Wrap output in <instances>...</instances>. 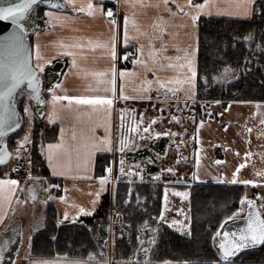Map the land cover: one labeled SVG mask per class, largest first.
Wrapping results in <instances>:
<instances>
[{
  "label": "crops",
  "instance_id": "1",
  "mask_svg": "<svg viewBox=\"0 0 264 264\" xmlns=\"http://www.w3.org/2000/svg\"><path fill=\"white\" fill-rule=\"evenodd\" d=\"M64 2L63 10L46 8L39 12L47 24L43 30H37L31 37L34 64L37 63V46L40 51V62L51 61L44 64L43 69L59 60L65 62L61 78L51 88L60 99H55L53 92L46 93L47 100L42 118L44 127L53 126L55 129L53 138L39 144V151L50 175L49 178L30 174L15 176L5 175L3 170L0 171V181H18L17 184H0V217H3L0 219V233L6 230L14 219H21V243L26 235L29 239L26 254L20 264H35L41 260L49 261L51 264H73L74 261H80L81 264H137L134 260L136 246L130 258H119L114 251L116 238L114 239L112 235L115 231L117 236L120 225L115 222L116 179L110 177L107 170L116 168L113 167V161L114 163L117 161V166L118 162L121 163L122 151L134 162H138V159H134L132 150L136 152L147 147L151 155L165 153L168 138L160 135L151 140L145 139L143 130L156 122L157 118H164L166 110L161 107H166L165 103L175 105L187 101L196 105V77L194 85L187 83L184 78L191 75V70L174 65L183 63V60L177 61L176 56L183 57L185 50H194L193 63L197 70L198 19L209 16L245 19L252 16L253 10H248L251 11L250 15L245 14V0H209L208 7L193 22L178 8V4L188 7L184 0H168L167 4L164 0H91L93 4H102L103 11L96 9L75 11L71 5L66 4V0ZM88 2L89 0H76L75 6L79 8L83 5L86 8ZM203 2L204 0H193V3ZM109 8L113 10L117 8L119 12L118 19H114L115 24L112 23L113 18L107 15ZM48 10L58 15L48 17L46 15ZM125 28L127 44L124 42ZM112 44L115 45V56L111 54ZM131 46L136 47L137 57L129 66L123 67L118 64L117 59L125 48ZM153 56L156 59H153ZM169 57L172 59H168ZM73 60L76 61L75 64ZM161 79L165 81L167 87L159 83ZM146 80H151L152 84H146ZM80 95L107 96L111 98V103L108 101L85 103L66 99L67 96ZM206 105L210 111L200 120L195 118L197 124L193 130L197 164L194 181L187 183L186 186L174 185L178 189H189L190 229V197L192 185L195 183H212L214 185L210 188L218 191L227 189L228 185H241L244 190L243 197L256 191L258 204L264 213V204H261V200L264 201V100H230L224 105L220 101H210ZM31 109L33 108L30 107ZM157 111L163 114H157ZM165 125L167 126L166 123ZM129 128L131 132L134 128H142L139 134L143 139L136 145L128 140ZM61 129L68 142L75 143L72 141V134L75 131L78 138H82V134L93 135L97 142H100L101 138H107L103 141L107 146L95 150L82 148L79 157L75 152L69 156L63 148L50 150L49 144L61 143ZM81 142H84L83 139ZM150 142L153 145L161 143L164 150L160 152L157 148L155 151L150 149L148 147ZM50 151L53 155L51 162L48 159ZM102 154L109 155L110 163L104 174L97 175L96 159ZM114 171L117 174L120 172L118 168ZM100 176L107 177L103 189L100 185ZM196 176L200 178L196 179ZM27 180L32 181L36 188L37 195L32 200L25 194ZM246 180L258 182L243 183ZM164 183L160 216L163 212L165 187L173 185ZM41 185L48 190L45 197L40 194ZM19 191L21 199L18 197ZM97 192L100 193L99 197L96 196ZM16 197L23 199L22 206L13 213L12 207ZM48 201L55 203L60 224L81 223L92 228L95 238L97 225L105 224L111 232V238L106 247L100 245L104 255L76 258L66 255L50 257L32 254V238L45 226ZM23 203H30L25 213ZM81 206L87 211L80 212ZM240 206L244 209L242 203ZM77 212H80L79 216L73 219ZM243 212L244 210L239 214ZM104 216L103 223L99 222ZM160 222L176 231L169 221ZM150 229L155 228L150 226ZM19 249L15 264L19 257ZM162 262L164 261L156 260L151 255L145 264ZM168 262L185 264L178 261Z\"/></svg>",
  "mask_w": 264,
  "mask_h": 264
},
{
  "label": "trees",
  "instance_id": "2",
  "mask_svg": "<svg viewBox=\"0 0 264 264\" xmlns=\"http://www.w3.org/2000/svg\"><path fill=\"white\" fill-rule=\"evenodd\" d=\"M262 3L264 0L256 1L255 10L249 18L209 16L198 19L196 118L207 116V112L200 111L202 106L210 101H220L224 105L230 100H264ZM249 35L258 39L259 46L261 44L259 49H263V52L255 50L259 53L258 59L252 58L253 45L247 46L242 39ZM226 65L231 70H237L238 78L229 83L215 80L214 77L222 73ZM25 101V97H22L18 102L19 110L23 114V124L18 133L9 137L10 147H12V140L21 133L25 123ZM54 133L53 126L44 127L42 118L33 121L32 148L28 165L31 175L49 178L50 172L39 151V144L53 138ZM109 163L108 154L98 155L96 174H104ZM2 169L0 168V171ZM164 184L160 180L133 182L125 179L116 180L114 207L120 214L121 225L130 232V241H127L125 237L114 240L116 256L119 258L132 256L134 247L139 241L140 229L144 221H148L158 225L156 241L151 252L154 259L188 262V264H209L210 261L219 259L214 235L221 221L237 210L238 198H242L244 194L243 187L228 185L227 189L218 191L210 188L214 185L212 183L193 184L190 197L191 234L184 235L159 221ZM167 184L187 185L184 182H167ZM105 216L99 219V222L104 221ZM31 251L34 255L50 257L66 255L84 258L90 254L104 255L92 228L81 223L60 224L58 222L57 208L53 201H48L46 204L45 226L33 236ZM231 264H264V242L259 247L240 251L232 258Z\"/></svg>",
  "mask_w": 264,
  "mask_h": 264
},
{
  "label": "snow or ice",
  "instance_id": "3",
  "mask_svg": "<svg viewBox=\"0 0 264 264\" xmlns=\"http://www.w3.org/2000/svg\"><path fill=\"white\" fill-rule=\"evenodd\" d=\"M59 0H44V3L46 5H54L57 4ZM164 2L167 4L168 0H164ZM37 4V0H17L15 3H9L6 6H0V18L4 20H10L14 28L9 34V43H8V55L7 58L0 57V137L4 136L7 131H11L12 127L9 125V122L12 121V126L19 127L18 124L13 121V117L16 115L14 111H11L9 109V105L7 103L8 98L12 95L13 91L18 88V86L23 82L27 81V87L28 89L32 90L30 92V95H34L35 99L38 102H43L40 97V80L38 78V73L41 72V70L44 67V64L50 63V60H44L43 62H40V51L39 46H37V63L33 64L30 61V57L26 53L23 41H24V35L28 31V28L26 27L25 22H23V18L29 14V11L33 9V6ZM67 5H71L75 11H82V10H100L103 11V6L96 5L89 0V2L85 6H81L77 8L76 0H66ZM184 4L188 7H185L184 5H179L178 8L185 12L187 16L191 18L193 22H195L200 13L205 10L206 7L209 5V0H204L203 3H193V0H184ZM255 4L256 0H245V14H251V11H248L249 9L255 10ZM189 9H195V11H191ZM171 11V9H169ZM261 11L264 12V3L261 4ZM46 15L48 17H55L58 14L48 10L46 11ZM108 17L113 16V9L109 8L107 10ZM112 23H116V21L113 19ZM127 25V17H125V26ZM251 35L248 37H243L242 39H250ZM113 40L115 37L112 38ZM198 39V38H197ZM124 42L127 44V29L125 28V40ZM112 55L115 56V45L112 44ZM155 51V49L153 50ZM71 55H75V53H70ZM127 56V53L125 54ZM193 55L194 50L189 51L185 50L183 57L176 56L175 59L177 61L183 60V63L174 65L175 67L184 68L187 67L189 70H191V75L185 77L184 79L187 81V83L194 85L195 84V77H196V69L195 65L193 63ZM153 59H156V57L153 56ZM168 59H172L169 57ZM75 60H73V63L75 64ZM146 63V62H144ZM171 66V65H170ZM232 70L229 66H225L223 69V72L225 74L230 73ZM217 79L223 78L222 76L218 75L216 77ZM59 83V82H58ZM146 84L151 85V80H146ZM159 83L167 87V84L164 80H159ZM50 92H53L55 99H60L59 96H55L54 89H49ZM67 100L69 101H81L85 103H94L97 101H108L111 103V98L107 96H67ZM25 112L30 113V107L29 105H25L24 108ZM43 115V113H41ZM157 135H160V133H157ZM28 134L25 135L24 139H21L19 141L20 145H24L27 141ZM81 139H83V143L81 142ZM104 140H107V138H101L100 142H97L93 135L89 134H82V138H78L76 132L74 131L72 134V141H75V143H71L65 140L63 135V129H61V143L59 144H49L48 148L51 150L53 148H63L69 156H71L72 152H75L77 157L81 155V149L82 148H90L91 150H95L96 148H104L107 145L103 142ZM3 141H0L2 143ZM123 144V141L121 142ZM19 151V149H17ZM91 155V151L88 152V156ZM247 155V154H246ZM3 159V156L0 155V160ZM48 159L51 162L53 160V155L51 151L49 152ZM85 162H87L85 160ZM55 168V165H53ZM238 170V169H237ZM109 173H111L112 169L109 168L107 170ZM121 171H123V168H121ZM134 171V170H132ZM196 175L195 173L193 174ZM199 176H196V179H199ZM107 177L100 176V185L101 189L104 187V183ZM235 179V177H234ZM258 181L255 180H246L243 181V183H252L255 184ZM4 183H10V184H17L18 181L11 180V181H0V184ZM100 193L97 192L96 196L99 197ZM180 195H185V193H180ZM244 201H247L248 205L250 206L248 217H247V223L242 226L240 229H238L235 232H228V231H222L218 229L217 234L221 235L223 238L219 242V259L216 261H210L209 264H231V260L237 253H239L242 249L247 248L249 245H255L260 242H264V215H261V212L259 208H256L254 205V202L249 199L247 196H244L241 200V203H244ZM95 203V201H93ZM244 209H238V212H242ZM87 211L82 206L80 207V212ZM80 212H77L73 219L76 218V216H79ZM237 213H233L231 217L226 216L225 220H230L233 217L236 216ZM67 215V213L65 214ZM3 217H0L2 219ZM160 219L163 220V213H161ZM177 221H173V225L175 226ZM142 227H150L148 224V221H144V224ZM184 228H188L189 232L191 231L190 225H181V230L183 231ZM153 232L156 231V229L152 230ZM149 241L151 243H155L154 238H149ZM141 243H144L142 240ZM91 255V254H90ZM35 264H51V262L46 260L36 261ZM73 264H81L80 261H74ZM162 264H169L168 261L162 262ZM185 264H188V262H185Z\"/></svg>",
  "mask_w": 264,
  "mask_h": 264
},
{
  "label": "rangeland",
  "instance_id": "4",
  "mask_svg": "<svg viewBox=\"0 0 264 264\" xmlns=\"http://www.w3.org/2000/svg\"><path fill=\"white\" fill-rule=\"evenodd\" d=\"M43 11V10H41ZM248 37V36H247ZM246 42V45L249 47H252V58H257L259 56V53L256 51H262L259 49V41L256 39L253 35H251L250 39H244ZM257 49V50H256ZM256 50V51H255ZM263 52V51H262ZM257 56V57H256ZM251 60H249L250 62ZM237 70H232L230 73L225 74L224 72L217 74L214 79L219 80L225 83H229L235 78H238L237 76ZM220 75L223 78L217 79L216 77ZM224 83V84H225ZM25 103L26 105H29V99H26L25 97ZM206 103V102H202ZM166 107H161L162 109L166 110V113L163 117L157 118L156 122L152 120V123L148 128L145 127L143 131H145V136H143L145 139L149 138V140L153 139L156 136H165L168 138V145L165 153H153L150 157L146 158V161L149 163H154L158 169L159 172L157 174L153 175V178L156 180H160L163 182H186V183H192L195 178L193 175L196 171L197 164L195 162V144H194V126L197 124V120L195 119V115H197V109L196 105L193 102H187L184 101L182 103H175V105H171L170 103H165ZM207 105L204 104L201 108L200 112H209ZM163 114L160 111H157V114ZM25 123L23 125V129L19 135H17L12 140V147L13 149H19V151L14 152L12 155L10 162L3 167V171L5 175H12V165L16 162L17 159H21L24 161L27 165H29L30 162V155H31V132H32V125L33 121L38 119L35 116V112L33 109H31L30 113L25 112ZM200 120V119H199ZM167 124V126L165 125ZM140 131H142V128H134L133 132H131L129 128L128 132V140L130 139L135 145L138 143V141H141L143 138L139 134ZM157 133H160V135H157ZM28 134L27 141L24 145H20L19 141L21 139L25 138V135ZM137 150V149H136ZM135 152V150H132ZM132 152V153H133ZM121 163L117 161L114 164L115 170L118 168L120 179H124L130 182L133 181H140L143 177V164L141 161L134 162L132 159H128L125 155V152H121ZM122 164V165H121ZM121 168H123V171H121ZM134 170V171H132ZM196 174V173H195ZM28 181V180H27ZM39 182V181H38ZM26 183V182H25ZM41 195L47 196L48 190L47 188H44L42 185L40 186ZM180 193H185V195H180ZM250 195V194H248ZM20 195V191L18 193V197ZM189 189H178L174 185H169L165 187V194H164V205H163V220L160 219V221H169L173 225V221H177L180 223H177L174 227L177 232L185 235H190L191 231L189 232L188 228H184V230H181V225H189ZM243 198V196H242ZM242 198H238V206L241 204ZM16 197L15 203L13 204L12 211L13 213H16L18 209L22 206V200ZM240 199V200H239ZM261 204H264V201L261 200ZM32 202V201H29ZM30 204V203H29ZM28 203H23V212L25 213L27 211ZM242 206H240L238 209H241ZM240 213V212H236ZM153 228H158L157 223H148ZM118 232H122L123 230L119 228L117 229ZM126 237L125 235H123ZM112 237L116 238V232H113ZM28 235L25 236L24 241L21 243V247L19 249V257L16 260V264H20L21 260L24 258L26 254V250L28 248ZM130 234L127 237V241H130ZM110 243V242H109ZM137 245V244H136ZM135 245V246H136Z\"/></svg>",
  "mask_w": 264,
  "mask_h": 264
},
{
  "label": "water",
  "instance_id": "5",
  "mask_svg": "<svg viewBox=\"0 0 264 264\" xmlns=\"http://www.w3.org/2000/svg\"><path fill=\"white\" fill-rule=\"evenodd\" d=\"M17 0H0V6H6L9 3H15ZM40 8H47V9H55V10H63L65 8L64 0H59L57 4L54 5H46L44 0H37V4L33 6V9L29 11V14L23 18V22H25L28 31L24 35L23 46L30 57L31 63H33V55H32V44H31V37L37 30H43L46 27V20L38 14V10ZM14 25L10 20H4L0 18V57L7 58L8 55V43H9V34L13 30ZM34 64V63H33ZM65 67V62H61V60L53 62L52 64L45 67L38 73V78L40 80V97L43 101L38 102L35 99L34 95H30L32 90L28 89L27 84L28 82L25 80L23 81L16 90L13 91L12 95L8 98V105L11 111H14L16 115L13 117V121L19 125V127L12 126V121L9 122V125L12 127L11 131H7L4 136L0 137V155L3 156V159L0 160V167L6 166L11 156L14 152H17V149H13L9 147L8 140L9 137L16 134L21 125L23 120V115L19 110L18 102L22 97H27L30 101V104L35 108L36 114L42 118L44 114V107L46 104V93L53 87V85L61 78ZM155 146V145H154ZM162 152L164 149L161 146L157 148ZM143 151L146 148L142 149ZM142 151L132 153L135 154L134 159H138L143 164V179L150 178L151 175L156 174L159 172L158 168L154 164H150L146 161V157L151 155L149 152L147 154H139ZM138 153L140 157L137 156ZM138 157V158H137ZM137 161V160H136ZM25 194L29 200H32L36 197L37 192L32 181H28L25 184ZM254 202L256 208H259L261 215H264L262 212L259 204H258V197L257 192L254 191L251 195L247 196ZM244 212L242 214L236 215L230 220L223 219L220 225L218 226L216 233H215V246L218 251L219 249V242L223 238L221 235L217 234L218 229L222 231L228 232H235L244 226L247 223V217L249 213L250 206L248 205L247 201H244ZM231 217V216H229ZM120 221V215L116 214V222ZM96 235L97 241L101 246L106 247L107 242L110 238L109 230L103 225L98 224L96 227ZM157 231L152 232L150 227H144L141 229V238L140 241L135 249V257L134 260L137 264H145L151 256V251L155 243H151L149 238H154L156 241ZM144 243H141V241ZM22 241V221L21 219L17 218L14 219L9 227L0 233V264H15L16 255L18 249L20 247ZM263 242L257 243L255 245H249L245 249L255 248L262 244ZM242 249V250H245ZM241 250V251H242ZM238 254V253H237ZM236 254V255H237Z\"/></svg>",
  "mask_w": 264,
  "mask_h": 264
},
{
  "label": "built area",
  "instance_id": "6",
  "mask_svg": "<svg viewBox=\"0 0 264 264\" xmlns=\"http://www.w3.org/2000/svg\"><path fill=\"white\" fill-rule=\"evenodd\" d=\"M118 10L115 8L113 10V16L111 18L113 19H118ZM127 53V56L125 55ZM137 57V51L134 46L126 48L123 53L118 57L117 62L123 67L129 66L132 61ZM13 173L15 175H19L22 173H28V170L25 166V164L21 161L18 160V162L13 166Z\"/></svg>",
  "mask_w": 264,
  "mask_h": 264
},
{
  "label": "flooded vegetation",
  "instance_id": "7",
  "mask_svg": "<svg viewBox=\"0 0 264 264\" xmlns=\"http://www.w3.org/2000/svg\"><path fill=\"white\" fill-rule=\"evenodd\" d=\"M155 145V146H154ZM153 146H152V144L150 143L149 144V147L150 146H152V147H154V148H160V146H161V143H158V144H154ZM142 152L141 153H139V154H147V152L146 151H143V150H141Z\"/></svg>",
  "mask_w": 264,
  "mask_h": 264
}]
</instances>
